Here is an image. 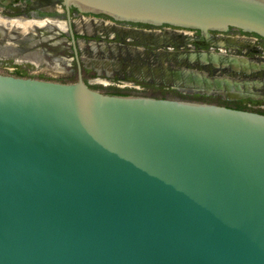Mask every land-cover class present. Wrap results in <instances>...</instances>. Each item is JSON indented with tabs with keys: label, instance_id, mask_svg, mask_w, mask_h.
Listing matches in <instances>:
<instances>
[{
	"label": "water",
	"instance_id": "1",
	"mask_svg": "<svg viewBox=\"0 0 264 264\" xmlns=\"http://www.w3.org/2000/svg\"><path fill=\"white\" fill-rule=\"evenodd\" d=\"M62 4L68 16L264 40V0ZM199 60L264 70V58ZM196 78L200 94L264 99V79ZM0 264H264V114L108 94L80 69L75 82L0 73Z\"/></svg>",
	"mask_w": 264,
	"mask_h": 264
},
{
	"label": "flooded vegetation",
	"instance_id": "2",
	"mask_svg": "<svg viewBox=\"0 0 264 264\" xmlns=\"http://www.w3.org/2000/svg\"><path fill=\"white\" fill-rule=\"evenodd\" d=\"M57 12L61 13V19L51 16ZM16 19L39 21L41 25L37 27L48 23L58 24L66 33V43H61L59 49L57 39L50 42L42 39L43 36L50 39L54 36L33 32L31 34L30 30L28 37L23 35L26 42L16 45L14 39L18 35L6 32L0 36V73L22 76L20 71L25 72L26 76L75 82L80 69L81 79L85 83L108 94L153 98L174 96L180 99L196 95L216 99V95H219L223 101H258L257 104L248 102L247 106L253 110L264 108V99H228L220 94L197 92L199 87L196 73L211 78L225 75L215 71L212 63H202L199 60L200 55L212 52L255 60L256 57L264 58V40L255 34L230 28L239 31V34L260 39L261 47L250 50L261 53L262 56L255 55L251 58L243 51L244 47L251 45L243 41L253 42V39L227 34L230 29L203 34L199 30L165 25L121 22L102 14L81 13L73 6L69 8L68 16L62 0H0V26L1 22H6L8 26L11 20ZM69 19L74 43L70 35ZM160 34L165 35L157 37ZM37 55L38 63L31 58H25ZM43 65L52 66L46 68ZM229 71L233 73L232 70ZM239 73H243V79H264V70ZM234 78L242 77L237 75ZM234 106L237 104L230 107L235 108Z\"/></svg>",
	"mask_w": 264,
	"mask_h": 264
},
{
	"label": "rangeland",
	"instance_id": "3",
	"mask_svg": "<svg viewBox=\"0 0 264 264\" xmlns=\"http://www.w3.org/2000/svg\"><path fill=\"white\" fill-rule=\"evenodd\" d=\"M61 13H58L57 14H52L51 16L55 19H61ZM58 23V22H57ZM100 28V27H99ZM31 30V34L32 32L34 34H44V35H48V36H54L53 38H49V37H46V36H43L42 39H45L47 42H50V41H54L55 39L58 40V45H59V49H60V45L61 43H66L64 40H66V33L65 31L63 30V28H61L60 26H58V24H52V23H48L46 25H43V26H40V27H37V26H34V27H31L30 29H28L27 31H25V33H20L18 30L16 29H12V33H16L18 35L17 38L14 39V42L17 44H21L22 42H26L25 38L28 37V32H30ZM229 30V29H228ZM239 31L237 30H234V29H230L227 34H235V35H239V36H246V37H243V38H255V37H251V35H242V34H239L238 33ZM25 38H24V36ZM35 36V35H34ZM62 37V38H61ZM61 38V39H60ZM63 40V41H61ZM234 40V39H233ZM46 42V43H47ZM245 44H249L250 43V47H244L243 48V51L246 52L245 55L251 57V58H254L255 55H261V53H258V52H253L252 50H250L251 48L252 49H256L258 47H261V41L260 39H253V42L251 41H243ZM102 49V48H101ZM49 51V50H48ZM257 60H262V58H258L256 57ZM52 66V65H51ZM50 65H43V67H46V68H49L51 67ZM216 70H219V72L221 74H225V75H229V76H232L233 78L237 75H239L240 77H242L241 79H243L244 75L243 73H239V72H234L231 73L229 70H227L226 68H215V71ZM49 72V71H48ZM54 74V73H53ZM57 75H60L58 73H56ZM216 99H214L211 103H216V104H219V101L217 100V98L219 99H222L221 96L219 95H216ZM171 98H174V99H180V98H177V97H171ZM264 109V108H263Z\"/></svg>",
	"mask_w": 264,
	"mask_h": 264
},
{
	"label": "bare ground",
	"instance_id": "4",
	"mask_svg": "<svg viewBox=\"0 0 264 264\" xmlns=\"http://www.w3.org/2000/svg\"><path fill=\"white\" fill-rule=\"evenodd\" d=\"M1 23H2V26H0V36H3V34H4L3 28L6 27L7 23L6 22H4V23L1 22ZM32 25L38 26V25H41V24L39 23V21H35V22L31 21V22H29V21L19 20V19L11 20L9 22L8 26H7V31L6 32L8 33V32L11 31V29H16L20 33H23L24 31H27L29 28H31ZM10 34L11 33H9V35ZM163 35H165V34H160L157 37L160 38V37H163ZM36 57H38V55L37 56H33V57H25V58H31L32 61L38 63V61H37L38 59H36ZM18 60H20V59H18ZM249 60H251V59H249Z\"/></svg>",
	"mask_w": 264,
	"mask_h": 264
},
{
	"label": "trees",
	"instance_id": "5",
	"mask_svg": "<svg viewBox=\"0 0 264 264\" xmlns=\"http://www.w3.org/2000/svg\"><path fill=\"white\" fill-rule=\"evenodd\" d=\"M8 73V72H7ZM19 74H21L22 76H26L27 74L25 72H20L19 71ZM187 99H190V100H196V101H203V102H211L213 101L214 99L210 98V97H207V96H199V95H196L194 97H188L186 96ZM219 100L220 103L224 104L225 106H232V105H236L237 106H234L235 108L237 109H248V110H253L252 108L248 107L247 106V103H252V104H257L258 101H251L249 99H245V100H240V101H234V102H230V101H223L219 98H217ZM255 111L259 112V113H262L264 114V109H256Z\"/></svg>",
	"mask_w": 264,
	"mask_h": 264
}]
</instances>
